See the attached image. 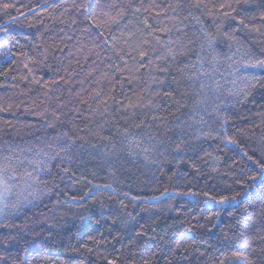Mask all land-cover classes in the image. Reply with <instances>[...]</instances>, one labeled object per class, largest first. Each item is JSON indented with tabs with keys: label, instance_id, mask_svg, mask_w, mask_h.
<instances>
[{
	"label": "trees",
	"instance_id": "1",
	"mask_svg": "<svg viewBox=\"0 0 264 264\" xmlns=\"http://www.w3.org/2000/svg\"><path fill=\"white\" fill-rule=\"evenodd\" d=\"M197 3L0 0V264H264V0Z\"/></svg>",
	"mask_w": 264,
	"mask_h": 264
},
{
	"label": "snow or ice",
	"instance_id": "2",
	"mask_svg": "<svg viewBox=\"0 0 264 264\" xmlns=\"http://www.w3.org/2000/svg\"><path fill=\"white\" fill-rule=\"evenodd\" d=\"M114 6L117 7V9H118L117 16L122 15L123 9L122 8H119L118 5H114ZM197 6H199V0H198V3H197ZM4 7L7 8V7H9V5L5 4ZM83 7H87V5H83ZM221 7H224V5H221ZM138 10L139 9H137V11ZM104 15L107 16L108 20L111 21L112 23H117V20L115 19V17H112V16L108 15L107 13H105ZM86 18L88 20H92L93 23H95L97 27H100V24L97 21L93 20V16H88ZM241 23H242V21H241ZM145 43H147V41H145ZM9 44H10V41L9 40H4L3 42H0V47L8 48L9 47ZM146 55H147L146 52H143V51L140 52L141 58L145 57ZM250 66L264 68V60H257V61H255L254 64H251ZM253 79H256V78L253 77ZM252 87H255V85H252ZM245 94L247 95V93H245ZM97 95H99V93H97ZM227 139L229 140L230 143H235V141L232 140L231 138H227ZM261 167L264 168V165H262ZM65 171H67V169H65ZM25 175L28 176V177H31L32 176L31 173H26ZM0 182H3L2 181V178H0ZM204 195L205 196H208L207 193H205ZM212 199H215V198L213 197ZM228 199H229L228 197H220V199H219V201H217V203H220V204L226 203ZM233 255L236 256V257H239V256H241V253H238L237 252V253H233ZM111 264H115V261L111 262ZM221 264H223V261H221ZM249 264H251V261H249Z\"/></svg>",
	"mask_w": 264,
	"mask_h": 264
},
{
	"label": "rangeland",
	"instance_id": "3",
	"mask_svg": "<svg viewBox=\"0 0 264 264\" xmlns=\"http://www.w3.org/2000/svg\"><path fill=\"white\" fill-rule=\"evenodd\" d=\"M3 196H4V191L2 187H0V204H1V199L3 198Z\"/></svg>",
	"mask_w": 264,
	"mask_h": 264
}]
</instances>
